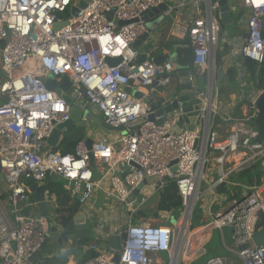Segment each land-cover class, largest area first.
<instances>
[{"label":"built area","instance_id":"1","mask_svg":"<svg viewBox=\"0 0 264 264\" xmlns=\"http://www.w3.org/2000/svg\"><path fill=\"white\" fill-rule=\"evenodd\" d=\"M218 1L176 0L163 12V17L171 18V29L182 37L180 47L188 51L186 78L200 109L194 111L190 101L182 107L177 90L155 111L174 101L176 109L155 123L132 128V123L155 112L150 109L151 96L169 87V75L177 73L170 54L163 56L160 65L149 59L159 49L151 52L143 44L148 39L133 48L147 33L145 12L164 5V0H0V172L13 215L10 220L0 212V264H46L39 254L50 227H61L60 217L76 212L92 217L98 210V196L107 211L108 204L115 207L98 218L92 239L81 245L84 255L94 254L82 264H114L115 249H101L100 244L115 236L121 242L118 264H187L216 230L226 256L215 255L204 264H264V247L253 244L260 230L258 219L264 217V179L256 186L229 182L233 175L251 166L259 168L264 161V141L255 125L256 100L264 90L254 89L250 74L239 103L222 109L215 82L217 59L214 62L221 33ZM225 1L230 18L235 15L242 28L236 42L226 40L224 59L236 71L237 84H244L242 64L264 62V0ZM80 2H85V8L69 18L70 9ZM186 7L191 15L182 18L178 10ZM64 22L54 30L55 24ZM141 56L145 60L139 63ZM107 59L119 62L110 66ZM48 76L67 78L70 105L61 94L47 89L42 78ZM201 79L205 90L197 86ZM72 106L94 110L107 127L122 128L125 134L119 132L111 143L93 141L89 151L82 139L72 153L61 154L47 140L57 126L70 120ZM212 153L216 155L211 159ZM47 176L72 185L71 199L84 185L81 200L74 211L60 213L56 197L47 190L46 217H24L20 205H34L25 180L42 185ZM144 181L137 198L128 202ZM168 182L175 183L182 200L176 222L168 221L174 211L157 212L154 221L137 219L138 212L151 203L157 209ZM203 184L207 187L201 191ZM221 184L237 187V196L229 200L216 195L215 188ZM206 196L213 198L208 208L203 205ZM196 208L202 212L201 226L191 229ZM212 208L219 210L212 213ZM224 230L230 231V237ZM197 231L202 232L196 236L201 244L191 253ZM64 264L78 263L71 259Z\"/></svg>","mask_w":264,"mask_h":264},{"label":"water","instance_id":"2","mask_svg":"<svg viewBox=\"0 0 264 264\" xmlns=\"http://www.w3.org/2000/svg\"><path fill=\"white\" fill-rule=\"evenodd\" d=\"M85 2H80L77 7H72L69 12V18L71 17H77L81 10L85 8ZM218 6H219V12H220V23L223 26L230 25L232 23V19L230 18V13L229 9L227 6V2L225 0H220L218 1ZM166 10V6L162 5L157 8H153L145 12L143 16V20L146 23L147 18L149 15H158V20L154 23H146V28H147V33L144 34L139 41L136 42L134 45V49H138L140 45L146 41L149 37L150 33H153L154 30L157 28L158 25H161L163 23V16L161 15L162 12ZM66 22L64 23H57L54 26V30H59L61 27L65 26ZM121 26L123 23L120 24ZM1 47H3V43H1ZM217 56V55H216ZM215 56L214 62H216L217 57ZM175 62L177 63V84H178V101L182 103V107L188 105V101H190L193 105L194 111H197L200 109V104L198 101L193 99L191 95V85L187 81V69L188 65L186 66H181L179 64L178 57L176 55L173 56ZM145 60V56H141L139 59V63ZM107 62L109 63L110 66H115L119 60L118 59H107ZM156 65H160L162 62V59H155L153 61ZM223 74L219 73L217 77V82L220 83L222 79ZM43 83H47V89L50 91H55L58 94H61V98L65 100V102L70 105L71 104V99L69 96H67V92L69 91L71 84L67 80V78H54L52 76H48L47 79L42 78ZM123 91L129 92V90L125 87L121 88ZM133 96L140 98L142 94L133 92ZM6 102L7 99H4ZM256 107L258 110V115L257 118L255 119V125L258 128L259 131V139L264 141V94L260 95L258 99L256 100ZM177 108V102L174 101L172 105L162 109V110H157L154 113H150L147 117H143L135 121L130 125L132 128H137L140 125L144 124L145 122H151L155 123L156 119H161L164 118L165 115L170 113L173 109ZM196 115V114H193ZM92 121L94 124L99 126L100 128L107 130V131H114L112 128L107 127L104 122L101 120V118L98 115H94L92 112L88 110H80L74 106L71 107V114H70V120L64 124H61L55 128L53 131L52 135L50 138L47 140V145L50 146L52 149H57V143L60 139H64L66 136V133L69 128L72 126L76 127H83L85 125V121ZM187 120H185L186 122ZM192 121V119H191ZM190 130L193 129L192 126H189ZM117 133L122 131V128H119L115 130ZM178 131V129H176ZM122 135H124V132H121ZM85 144L86 148L89 151L91 149V146L93 144V140L90 138L85 139ZM216 153H212L210 155V158H214ZM89 164L90 166H93V158L92 155L89 153ZM135 168H137L135 166ZM175 172V169L173 170ZM258 173L259 177L261 180L264 179V161L261 162L259 168H258ZM50 181L49 176L46 177L44 183L42 185H37L33 183L32 179H27L25 180L24 184L25 186L28 187V190L31 194V199L38 204V208L41 212V217L45 218V204H44V195L45 192L48 190L47 183ZM146 185V181L142 183L141 186H139L136 190L132 192L131 197L128 199V202L134 201L138 194L139 190L142 188V186ZM85 192V186L81 185L79 187V193L76 196L75 200V206L77 205L78 201L81 200L82 194ZM24 205H20L19 208H23ZM21 215L24 217H29L30 212L27 210H23L21 212ZM177 220V211H174L169 218V223L173 224ZM86 228H87V222H86V216L83 212H76L74 216L70 217V220L65 223L63 222L61 224V227L59 228H54L50 227L48 237L41 247V249H45V247L51 242L54 241L58 246H63L66 245L69 242L72 241H83L87 239V233H86ZM253 244L255 247H264V228L260 229L257 231L254 236H253ZM101 249H106V248H111L115 249V252L113 253V258L112 262L114 264H118L119 262V252L121 250V242L119 237H110L106 243H101L100 244ZM241 248V249H245Z\"/></svg>","mask_w":264,"mask_h":264},{"label":"crops","instance_id":"3","mask_svg":"<svg viewBox=\"0 0 264 264\" xmlns=\"http://www.w3.org/2000/svg\"><path fill=\"white\" fill-rule=\"evenodd\" d=\"M176 0H164V5L167 7H173L175 4ZM178 14L182 17H188L191 15V11L188 7L183 8V9H179L178 10ZM161 15L163 16V12L161 13ZM158 15H149L147 18L146 23H154L158 20ZM163 23L161 25H158L157 28L154 30V32L152 33V36L150 38H148V40L146 42H144L143 44L147 43L148 48H151V52L152 50L158 48L159 50L154 51L152 54L149 55V59L150 60H155V59H162L164 55H168L170 54L171 56L176 55V57H179V49L181 48L180 46L182 45V37L181 35L175 30V29H171V25H172V21L171 18H165L163 17ZM230 42V40H229ZM226 47V43L223 44L222 49L221 50V56L219 57V61L216 64V74H215V82H216V87L220 90L219 93L223 92L224 87L226 88V93L228 94L227 99L229 101H231L230 103H236L238 102V100L240 98H242V94L247 90V82L250 79V73L248 72L247 68L244 67V63L242 64V69L244 70V74H246L245 79L244 78V84H237L236 80H235V74L236 71L230 67L229 63L226 62V60L224 59L225 55H226V51L227 49ZM187 52V56H188V51L184 50ZM218 56V55H217ZM180 64V62H179ZM188 65V63H187ZM182 66V65H181ZM186 66V65H185ZM184 67V66H183ZM231 69L232 71H234V77H233V81L232 83L228 82V77H227V72L228 70ZM247 72V73H246ZM222 73V79L221 82L218 83L217 82V77L218 74ZM204 80V79H201ZM205 82V80H204ZM175 90H178V84H177V79L176 81L164 89H158L156 90V92L151 96V102H156L157 100H160L162 102V104H164L166 101L170 100L174 95ZM220 95V94H219ZM239 103V102H238ZM162 106V105H161ZM90 112H92L94 115H98L94 110H90ZM100 128V127H99ZM96 129V131L94 130V133H89L87 138L92 139L93 141H98V140H103L105 142H114L119 133H117L116 131H103L100 129ZM110 132H114V134H111ZM86 138V139H87ZM82 140V139H81ZM84 140V139H83ZM61 144V143H60ZM59 144V146H60ZM59 146H57V150L59 149ZM59 184L62 185V187H64L65 191H67V193L69 194V202H68V206H75V199H71L70 197V190L72 189V185H69L68 183L59 180ZM48 185V183H47ZM48 192H50L48 190ZM52 193V192H50ZM56 197V201L57 204L60 206L58 197L55 195ZM33 201V200H32ZM31 201V202H32ZM97 201H98V210H96V212L93 214L92 217H88L86 218V222H92V229L94 227V223L97 222L98 218H101L105 215V213H107L108 211L113 210L115 206L113 205H109L108 204V211L105 209L107 208V205L102 202V199L100 196L97 197ZM34 205L31 208H25L23 207L22 209L19 208L20 212H22L23 210H27L30 212V215L32 216H41V212L38 208V204L35 203L34 201L32 202ZM78 204V203H76ZM113 206V207H112ZM36 211V215L35 212ZM0 212H2L6 218L12 220L13 215L10 213V207H9V194L8 191L6 189V186L4 184L3 178H2V174L0 172ZM109 213V212H108ZM91 232V230H90ZM86 233H87V239L83 240V241H72L67 243L66 245L63 246H58L54 241H51L46 247L45 249L41 250L40 252V257H42L45 260L46 264H64L67 261H70L71 259H74L77 261V263L79 264V260H81V257L84 256V254L81 252V248H80V244L84 245L82 242H85L86 240L92 239V237H90L89 235V231L86 228ZM201 231H197L194 233V240H195V247L200 246V244H197V237L196 236H201ZM106 243V242H105ZM69 252V253H68Z\"/></svg>","mask_w":264,"mask_h":264},{"label":"trees","instance_id":"4","mask_svg":"<svg viewBox=\"0 0 264 264\" xmlns=\"http://www.w3.org/2000/svg\"><path fill=\"white\" fill-rule=\"evenodd\" d=\"M219 61V57L217 56V63ZM244 67L247 68L248 72L251 74V80L253 81V87L255 90H264V62L261 65H256L252 62H244ZM227 79L228 82L232 83L234 80V71L231 69L227 72ZM256 78V79H255ZM162 105V102L160 100H157L156 102H150V109L151 111H155L156 109H159ZM78 140H72L68 141L65 138L62 140L58 151L61 152V154H69L72 153L78 143ZM261 178L259 177L258 173V167L257 165L251 166L240 173L233 175L229 178V182L231 183H245L249 186H256L260 183ZM48 190L52 193H55V195L58 197L59 203H60V213L62 212H72L74 211V206H68L69 202V194L67 191H65L64 187H62L61 184H59V180L51 179L48 182ZM239 189L237 187L232 186L231 184H221L220 186L215 188V194L218 196H225L229 200H231L233 197L237 196ZM182 209V200L178 196L177 188L174 182H168L166 186L163 188L159 195L158 203H157V212L160 213H167L170 211H180ZM150 212V211H148ZM147 211H140L136 215V218H148ZM157 212H154V217L157 216ZM62 222L67 223L70 220V217H60ZM201 219H202V212L196 208L194 211V216L191 224V229H194L196 227L201 226ZM257 229L264 228V217L260 216L256 225ZM83 244L86 243L82 242ZM82 244H80L81 247ZM69 253V252H68ZM94 257V254H86L81 257V260H79V264L84 263L85 261L91 259Z\"/></svg>","mask_w":264,"mask_h":264},{"label":"rangeland","instance_id":"5","mask_svg":"<svg viewBox=\"0 0 264 264\" xmlns=\"http://www.w3.org/2000/svg\"><path fill=\"white\" fill-rule=\"evenodd\" d=\"M231 18H232V23L230 25H226V26L221 25V33H220L219 42H218V57L221 56V50H222L223 44L226 43V40H230L231 42H233V41L236 42V40H238V38H239V29L242 28V22L235 15H232ZM184 50H185L184 48H180L179 52H178L179 62H180V65H182V66H185L188 63L187 52ZM169 76L171 78L170 85L172 84V86H173V83L177 79L176 74H170ZM197 86H198L199 90H205L206 84H205L204 80H198ZM219 91H221L220 87H219ZM176 94H177V90H175L173 95L175 96ZM227 95L228 94L226 93V88L224 87L223 92L222 93L220 92V100H219L222 109H224L231 102L227 99V97H228ZM98 128H99V126L94 124L92 121L86 120L85 125L83 127L72 126L71 128H69L67 133H66L65 139L68 141L78 140V139H84L85 140L90 132L94 133V130L96 131V129H98ZM101 130L106 131L102 128H101ZM110 133L114 134V132H110ZM206 187L207 186L203 184V186L201 187V191L206 190ZM153 201L155 202V199ZM212 201H213L212 197L206 196V200L203 203V205L205 207L207 206V208H208L211 206ZM217 210H219V209L212 208L211 212L214 213V211H217ZM145 211H147V212L150 211V212H148L149 214H148V218H146V221H154L157 219V216L154 217V212L155 213L157 212L154 204L151 203L149 205L148 209H146ZM34 213L36 215V211ZM92 225H93L92 222H89V220H88L87 229L89 231L90 237L92 236L91 232H90V230L92 229ZM196 229H198V228H196ZM224 235L227 238L230 237V231L224 230ZM221 247L222 246H221V241H220V232L218 230L213 231V233L211 235L210 242L201 251L198 252V254L193 258V260L191 262H189L187 264H204L206 261H208L209 259H211L215 255L226 256V252L223 251L221 249Z\"/></svg>","mask_w":264,"mask_h":264},{"label":"bare ground","instance_id":"6","mask_svg":"<svg viewBox=\"0 0 264 264\" xmlns=\"http://www.w3.org/2000/svg\"><path fill=\"white\" fill-rule=\"evenodd\" d=\"M194 236L195 235H193V244L191 243V246H190V251H191V253L192 252H195L196 250H197V247H195V240H194Z\"/></svg>","mask_w":264,"mask_h":264}]
</instances>
